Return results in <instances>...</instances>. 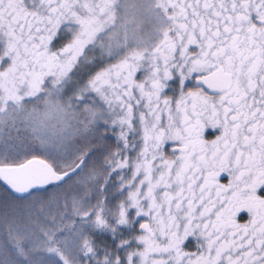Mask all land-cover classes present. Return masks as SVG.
Returning <instances> with one entry per match:
<instances>
[{
  "label": "snow or ice",
  "instance_id": "snow-or-ice-1",
  "mask_svg": "<svg viewBox=\"0 0 264 264\" xmlns=\"http://www.w3.org/2000/svg\"><path fill=\"white\" fill-rule=\"evenodd\" d=\"M0 264H264V0H0Z\"/></svg>",
  "mask_w": 264,
  "mask_h": 264
},
{
  "label": "rangeland",
  "instance_id": "rangeland-1",
  "mask_svg": "<svg viewBox=\"0 0 264 264\" xmlns=\"http://www.w3.org/2000/svg\"><path fill=\"white\" fill-rule=\"evenodd\" d=\"M168 150L171 151V148H169ZM222 182H226V181H222ZM187 250H189V251H194L195 250V241L194 240H192L190 242V246H189V248Z\"/></svg>",
  "mask_w": 264,
  "mask_h": 264
}]
</instances>
